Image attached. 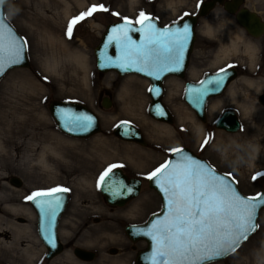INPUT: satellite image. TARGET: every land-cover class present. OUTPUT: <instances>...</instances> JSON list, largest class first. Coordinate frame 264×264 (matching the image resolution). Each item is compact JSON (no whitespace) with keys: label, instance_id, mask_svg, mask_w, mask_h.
<instances>
[{"label":"rangeland","instance_id":"1","mask_svg":"<svg viewBox=\"0 0 264 264\" xmlns=\"http://www.w3.org/2000/svg\"><path fill=\"white\" fill-rule=\"evenodd\" d=\"M202 1L11 0L5 6L6 19L27 41L30 67L13 69L0 82V182L2 173H11L12 167L18 164V173L25 182L20 194L33 193L46 186L43 184L45 162L66 167L77 165L83 175L82 185L74 182L77 192L82 195L78 189L81 187L84 192L90 190L89 198L99 199L100 203L95 182H99L109 166L122 165L131 177L144 181L141 196L115 212L118 216L124 214L123 211L127 213L124 219H112L109 231L100 226V243L95 247L98 259L92 264H134L135 253L124 226L147 221L161 210V197L149 187L147 177L168 161L173 150L188 147L209 160L219 172L233 178L245 196L255 197L264 190V110L249 111L244 115L241 130L231 134L217 130L214 120L228 108V101H236L235 90L214 100L221 105L215 114L210 113L208 124L196 120L183 99L187 82H196L207 73L220 71L226 67L225 62H245L251 70H256L264 61V40L249 36L238 38L234 20L225 17L219 6L200 21L188 74L183 79L166 80L164 102L174 117L173 124L168 125L171 136L162 132L159 122L149 115L151 84L147 79L103 74L96 68L94 50L109 24L126 20L139 24L144 13L169 26L186 16L196 15ZM93 6L97 10L73 26L69 37L66 33L70 22ZM208 27L220 32L211 34L207 32ZM231 41L238 42L240 47L226 57L223 52ZM247 42L257 48L254 60L245 51ZM64 48L79 50L87 56L86 79L85 70ZM55 56L60 68L51 71L49 63ZM256 92L251 91V94L256 95ZM105 98L112 101L109 109L103 108ZM53 101L88 106L99 115L102 132L89 139L68 138L50 113L49 105ZM121 122L137 126L147 147L117 138L114 129ZM197 126L203 128L201 138ZM33 181L36 183L32 186ZM0 187L7 191L4 186ZM101 210L107 211L104 206ZM33 245L37 253L35 264H40L45 249L38 235ZM111 249H116L117 253L111 254ZM56 264L70 263L61 260ZM211 264H264V210L258 218L256 232L248 241L225 260Z\"/></svg>","mask_w":264,"mask_h":264},{"label":"snow or ice","instance_id":"2","mask_svg":"<svg viewBox=\"0 0 264 264\" xmlns=\"http://www.w3.org/2000/svg\"><path fill=\"white\" fill-rule=\"evenodd\" d=\"M3 5L4 0H0V6ZM96 10L97 7L93 6L88 12L74 18L66 34L71 37L73 26L85 17L92 16ZM141 17L143 19L139 21L140 23L149 19L144 13H141ZM148 30L152 35H149L140 45H135L131 37L125 33L122 44L125 55L130 57L134 51L137 59L130 60L126 66L124 64L121 66L128 70L133 64L139 62L143 63L144 67L137 68V71H144L145 67L159 69L161 66L168 71H178L188 42L189 27L184 25L182 30L168 33L167 39L156 35L155 26L151 23L148 24ZM111 39L109 38V42ZM26 44L27 41L17 36L12 26L7 23L6 17L0 13V77L13 66L22 63ZM108 59L110 61L111 58ZM169 64H175L177 67H168ZM221 72L226 73V69H221ZM153 74L151 71L148 72V75ZM157 78H159L158 75ZM223 83L222 75H218L216 79L202 81L201 88L189 90L193 93L192 103L196 106L203 105L205 96L219 91ZM58 115L69 132L74 129L87 131L94 124V118L91 115L73 114L71 111L64 110H61ZM173 151L180 153L179 161L175 163L166 161L147 177L156 183L164 194L167 215L162 220L151 221L150 229L140 231L139 234L150 237L156 242L155 257L158 259L154 258L153 264H207L217 257L226 255L229 251L234 252L240 236L247 239L251 231L250 226L255 224L257 209L264 206V195L243 198L232 187L235 181L228 175L216 173L210 165L194 160L184 154L182 149ZM118 167L122 165L109 166L99 179V183L114 196L132 192V189L120 180L114 171ZM61 191L69 190L54 188L49 191H37L27 199L35 202L51 223L61 208V197L53 194ZM237 229L238 233H236ZM225 237L232 238L233 246L228 249L223 247L222 241ZM48 242L54 246L51 238H48Z\"/></svg>","mask_w":264,"mask_h":264},{"label":"water","instance_id":"3","mask_svg":"<svg viewBox=\"0 0 264 264\" xmlns=\"http://www.w3.org/2000/svg\"><path fill=\"white\" fill-rule=\"evenodd\" d=\"M11 0H4V5L0 6V13H2L5 16V6L10 2ZM222 3V0H210L209 2H204L200 6L198 16H186L182 20L170 25V26H163L157 19L149 17L148 20H146L144 23L140 24H134L130 21H119V22H113L106 26V30L102 35L101 41L98 44L97 47H95L94 55L96 58V68L100 73L107 74V73H117L120 76H127V75H138L143 78H146L151 83V91H150V97H151V104L149 106V115L159 121L164 122L168 124H173V116L170 112V110L167 108V106L163 103V96H164V82L167 78L171 76L179 77L181 79L185 78L186 73L188 71L189 65H190V59L191 55L193 53L195 41H196V27L198 24V19L201 17L208 16L211 12L214 11L217 5H220ZM235 6L230 5L229 10H234ZM6 17V16H5ZM7 20V19H6ZM7 23L9 21L7 20ZM151 23L155 26L156 35L162 36L164 39H167L168 33H175L177 30H182L184 25H187L190 29L189 35H188V42L184 49V56L182 63L179 65L178 71H168L167 68L161 66L159 69L151 68V67H145L144 71H137V68L144 67L143 63H135L131 68L128 70H125V67H122L121 65L124 64L126 66L127 62L130 60H136L137 56L135 52L133 51L132 55L130 57H126L125 55V49L122 47V44L124 43V37L125 33H127L128 36L131 37V40L135 42V45H140L146 41V38L149 35H152V33L148 30V24ZM241 23L246 28L247 32L255 38L261 37V35L264 34V25L260 24L259 19H257L254 15H244V20H241ZM12 26V25H11ZM14 29V32L17 34L18 37L24 38L16 31V29L12 26ZM109 38L111 39V42H109ZM20 42L19 40L17 41ZM108 58H111L110 61ZM106 65V66H102ZM30 62L27 54V45L24 47V51L22 54V63L13 66L11 69H9L6 74L2 77H0L1 80L13 69L16 68H29ZM168 67L176 68L177 65L175 64H169ZM153 72V75H148V72ZM157 75L159 78H157ZM218 75L224 76V83L219 89V91L211 92L204 98L203 105L196 106L192 103V95L193 93L189 90H195L202 87V84H194V83H187L186 89H185V101L190 104L192 109L198 114V116L201 118V120L205 121V113H206V105L207 101L211 98L219 97L223 95L226 87L229 85V82L232 81L235 76L236 72L233 69H230L229 71L226 70V73L224 72H218L216 74H207L203 81H207L209 79H216L218 78ZM112 106V101L110 98H105L103 100V108L109 109ZM49 110L51 115L53 116L59 130L64 133L65 135L75 138V139H88L93 136H96L102 132V126L99 119V115L94 112L92 109H90L88 106L81 104V103H75V102H62V101H53L49 105ZM61 110L64 111H71L73 114H86L91 115L94 118V124L93 126L87 130H80V129H74L73 131L69 132L65 127L64 123L61 120L60 116L58 115ZM231 117V120H230ZM217 129L224 130L228 133H237L240 131L241 126L239 124V121L237 119V116L235 115V112L228 111L225 112L223 117L217 122L216 125ZM114 135L119 138L121 141L130 142L139 144L141 146H147V142L145 141V138L143 136V133L141 130L129 123V122H121L119 123L115 130ZM182 149V148H181ZM184 154L192 157L194 160L203 162L205 165H210L206 160L200 158L197 154H195L192 150L188 148L182 149ZM180 159V153L173 152L170 156L169 161H172L173 163L178 162ZM211 166V165H210ZM211 168L215 170L216 173L221 175L223 174L216 169H214L212 166ZM117 173V176L120 180H122L128 187L132 189L131 193H121L119 196H114L112 193L103 185L101 184V192L107 199V201L116 207H124L126 206L130 201L133 199L139 197L141 193L142 188V182L139 179H129L122 171V169L115 170ZM230 177V176H229ZM230 179L234 180L230 177ZM235 181V180H234ZM149 186L151 189L155 190L157 194L161 197L162 200V210L161 212L154 214L151 216V218L147 221V223L143 225H129L127 226L126 234L131 239L133 243H137L139 241H145L147 244V248L145 250H142L137 259L136 264H153V259L158 257H155L156 253V242L152 240L150 237L140 235V231H147L150 229L151 221H154L156 219H163L165 215H167L165 211V196L161 192L160 188L157 186L156 183L153 181L149 182ZM232 187L240 194L243 198H253L245 196L239 189L237 183L235 182ZM261 195H264V190L255 197H259ZM45 198V197H44ZM44 198H37V199H44ZM35 207L38 213V230H39V236L41 241L44 244L49 245L51 250V256L55 257L58 254L61 253V244L57 235V224L58 221L55 218L54 221L51 223L49 222V219L46 215H43L41 212V209L36 206ZM264 210V206H261L257 209L256 212V219L255 224L250 226L251 231L249 232L247 239H244L243 236L239 237L238 245H236V250L234 252L229 251L226 255L217 257L213 261L207 262V264H211L214 262H220L234 254L238 249L246 242L248 239L256 232L257 230V221L260 216V213ZM239 230H236V233H238ZM48 238H51L54 241V246L52 244H49ZM223 247L228 249L232 247V238L231 237H225L223 238ZM115 253V250H113ZM76 255L85 260V261H92L93 257L90 252H87L85 250H77Z\"/></svg>","mask_w":264,"mask_h":264},{"label":"flooded vegetation","instance_id":"4","mask_svg":"<svg viewBox=\"0 0 264 264\" xmlns=\"http://www.w3.org/2000/svg\"><path fill=\"white\" fill-rule=\"evenodd\" d=\"M209 1L210 0H203L201 4L204 2H209ZM230 5L235 6V9L232 11L229 10ZM218 6L220 7V10L222 14L225 15V17H231L232 20H234V24L236 25V28L241 29L243 31L244 37L249 36L257 41L262 40V39L264 40V34L261 35V37H259L258 39L255 37H252L247 32L243 24L241 23V20H244V15L248 14V15H254L257 19H259L260 24L264 25V0H222V3ZM197 15L198 13L195 16ZM201 19L202 18L198 19V25L196 29L197 32L200 26ZM193 54H194V51H193ZM225 65L226 67L223 69H226L228 71L230 69L235 70L236 76L232 81L229 82V85L226 87L223 95L219 97L211 98L210 100L207 101L204 122L201 120L198 114L192 109L190 104H188L185 101V89H186L187 83L200 84L208 73L205 74L199 81L187 82L185 84L183 99L186 105L193 111L194 118L200 121V123L208 124L210 113H211L210 112L211 103H213L214 100H218L224 97L226 94H228V91L233 93V91L235 90L236 91V94H235L236 101H228L229 102L227 105L228 108L223 110V112H220V115L214 120V126L216 127L217 122L223 117L225 112L233 111L235 112V115L237 116L239 124L242 127V123H243L242 121L245 118L244 115L249 114V111H251L252 109L264 110V61H262V63L260 64L259 69H256V70H251L250 66L247 63L239 62V61L233 62L230 60L228 62H225ZM218 72H221V70ZM218 72H214L212 74H215ZM165 84H166V81L164 83V90H165L164 96H163L164 104H165L164 100H165V95H166ZM251 91H255V92L257 91L256 92L257 94L252 95ZM149 95H150V90H149ZM243 95L245 97H242ZM150 100H151V97H150ZM230 120H231V117H230ZM160 123L165 124L164 122H159V124ZM219 131L226 132L224 130H219ZM135 145H138V144H135ZM144 147H147V146H144ZM184 148H188V147H184ZM197 155L200 158L206 160L214 169H216L209 160L203 158L199 154ZM170 156L168 160L170 159ZM44 165H45V168L47 169L44 173L43 184L46 186L41 191H49L54 188H66L69 191L67 192L61 191V192L53 194V195H58L61 197V208L58 210L55 218L58 221L57 235H58V238L61 244L62 251L57 256L52 257L51 250H50L48 243L44 244L41 241L45 249L43 264H56V263H59V261L61 260L67 263H70V264H76V263L92 264L98 259V252H96L97 250L95 249V247H98L100 243V231H101L100 226L101 225L103 226L104 231H109L110 229L112 230V227H111L112 225L110 224V221H112V219H115V218L124 219L125 217L124 214H120V216H118L115 213L116 211L122 210L124 208L113 206L107 201V199L101 192L102 191L101 183H99L98 181L95 182V190H96L95 193L98 194V197L100 196V199L102 200L100 203L98 202L100 201L99 199L92 201V199L89 198L90 190H88L87 192H84L82 187L78 188V189H81L80 194H82V195H79V193L77 192L79 190H76L77 185L74 183V182H77V184L79 183L80 185L83 181V175L80 171L81 168L79 166L77 165L70 166V167H66L63 165L57 166V165H52L49 161L45 162ZM117 169L121 170L122 168L118 167L114 169V171ZM18 171H19V166L17 164L12 167L11 173L9 172L3 173V177H1L0 185L4 186L7 191L3 192L0 195V217L2 218L4 223L6 221H10L11 225L13 224L16 229H20L18 234L21 236L22 242L24 241L26 237H28V239L31 240V244H32L31 246L34 247L33 244H35V235L39 236V230H38V218L39 217H38V213H37V210L34 204L35 202L27 199V197L30 196L32 193L20 194L21 189L24 186L25 182H23V179L20 177V174L18 173ZM79 171H80V176H79ZM122 171L129 179L141 180L142 188H143L144 181L141 178L134 177V176L131 177V175L127 173L125 169H122ZM79 180L81 182H78ZM35 183L36 181H33L31 185L33 186L35 185ZM148 185H149V181H148ZM142 190H141L139 197L142 194ZM34 192H37V191H34ZM78 195L81 197H78ZM137 198L130 201L127 205L135 201ZM103 206L106 208L107 210L106 212H104L105 210H101ZM147 221H144L141 223H134V224L130 223V224L125 225L124 226L125 234H126L125 229L127 228V226L143 225ZM8 227L9 226H6V228ZM6 231L7 232L5 234L4 239L5 241L10 242L11 239L13 238L14 233L10 229L9 230L7 229ZM127 238L131 242V245H132L131 248L135 253L134 264H136V259L139 253L142 250H145L147 248V244L145 241L133 243L128 236ZM23 245L26 246L27 245L26 242H23ZM18 248L19 247H17V249ZM80 249L90 252L92 254L93 260L85 261L79 258L75 252ZM113 250H115V253H112L114 252ZM110 253L115 255L117 251L116 249H111Z\"/></svg>","mask_w":264,"mask_h":264},{"label":"bare ground","instance_id":"5","mask_svg":"<svg viewBox=\"0 0 264 264\" xmlns=\"http://www.w3.org/2000/svg\"><path fill=\"white\" fill-rule=\"evenodd\" d=\"M69 15H70V13L67 12V16H69ZM207 32H209L211 34H215L216 32L217 33L220 32V29L218 30L216 28L208 27ZM236 36L238 38L243 37L244 36L243 31L241 29H238V33L236 34ZM231 42H232V44H230L227 48H225V50L223 52V54L226 57H229L228 54L230 53V51H238V47H240L238 42H236V41H231ZM64 49L69 54V57L72 60H74L75 62H77L80 66H82V68L85 70L84 78L86 79L88 77L87 56L79 50L71 51L67 48H64ZM256 50H257V48L254 46L253 43L247 42L245 44V51L248 53L251 60L255 59ZM57 59L58 58L55 56L53 58V60L50 61L48 69H50L51 71H56L60 68V61ZM254 86H256V85H254ZM220 105H221V103L219 101H214L213 103H211V106H210L211 114H215ZM168 125L170 126L171 124L160 123V125H158V126L161 127L162 132H165L171 136L172 130L168 127ZM196 131H197L198 137L201 138L203 135V132H204L203 128L201 126H197ZM44 152H43L42 158H41L42 161H44V156H43ZM1 177H3V173L1 175ZM3 192H4L3 189L0 187V194H2ZM123 213L127 214L124 211H123ZM6 226H9V227L6 228ZM7 229L8 230L10 229L14 233L13 238L11 239L10 242L5 241V239H4L5 234L7 232L6 231ZM19 230L20 229H16L13 224L11 225L10 221H6L4 223L2 218L0 217V264H19L20 261H23V263L25 261L26 264H35V262H36L35 260H36V256H37L35 248L33 246H31L32 245L31 240L28 239V237H26L23 241V242H26L27 245L26 246L23 245L22 238L18 234ZM17 247H19V248L17 249ZM43 260H44V258H42L40 260V264H43ZM76 264H79V263H76Z\"/></svg>","mask_w":264,"mask_h":264}]
</instances>
